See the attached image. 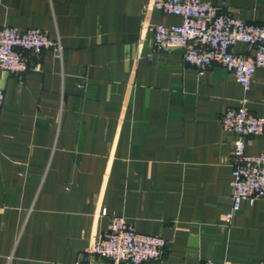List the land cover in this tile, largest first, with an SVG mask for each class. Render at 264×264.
I'll return each instance as SVG.
<instances>
[{
  "label": "crops",
  "instance_id": "obj_1",
  "mask_svg": "<svg viewBox=\"0 0 264 264\" xmlns=\"http://www.w3.org/2000/svg\"><path fill=\"white\" fill-rule=\"evenodd\" d=\"M155 1L0 0V26L41 29L62 49L33 57L38 71H0V264H107L79 258L113 216L167 241L160 264H264V199L224 221L231 135L219 123L243 99L264 118V69L244 92L220 66L200 74L180 50L155 51L143 21L180 24L143 14ZM211 3L264 25V0ZM245 152H264V132Z\"/></svg>",
  "mask_w": 264,
  "mask_h": 264
},
{
  "label": "built area",
  "instance_id": "obj_2",
  "mask_svg": "<svg viewBox=\"0 0 264 264\" xmlns=\"http://www.w3.org/2000/svg\"><path fill=\"white\" fill-rule=\"evenodd\" d=\"M152 11L180 19V24L168 27L143 21L142 30L151 35L155 51L180 50L183 62L200 74L214 65L220 66L236 79L244 92L249 90L256 72L264 69V25L248 24L226 11L216 12L211 0H159L142 8L143 14ZM237 45L248 47L251 54L234 53ZM49 50L57 55L62 51L41 29L18 31L0 26V71L15 77L38 71V64L30 63L31 59ZM3 99L0 89V109ZM245 102L243 99L240 107L226 109L219 119L221 129L231 135V206L224 215L226 223L240 211L243 201L251 204L264 199V152L258 155L245 152L248 138L264 132V118L249 113ZM100 216H106L104 209ZM167 247L165 239L140 234L123 217L113 216L108 231L91 241L80 254L79 262L160 264Z\"/></svg>",
  "mask_w": 264,
  "mask_h": 264
}]
</instances>
